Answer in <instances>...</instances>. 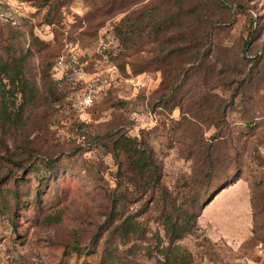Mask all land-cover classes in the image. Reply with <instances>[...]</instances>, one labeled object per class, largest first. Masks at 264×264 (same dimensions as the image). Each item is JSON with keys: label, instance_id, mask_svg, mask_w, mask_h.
Masks as SVG:
<instances>
[{"label": "rangeland", "instance_id": "374dc122", "mask_svg": "<svg viewBox=\"0 0 264 264\" xmlns=\"http://www.w3.org/2000/svg\"><path fill=\"white\" fill-rule=\"evenodd\" d=\"M161 1L0 0L2 36L16 37L25 49L30 45L35 72L40 55L54 60L69 49L93 68L103 42L123 75L81 118L65 99L47 96L38 73V95L17 122L0 117V155L6 157L1 186L9 181L10 186L28 185L29 180L39 184L30 175L31 165L40 175L48 174V163L56 169L36 197L35 190L26 189L33 200L21 209L12 206L11 216L0 210V264H165L154 235L164 232L150 217L157 210L144 212L145 199L122 194L127 182L117 187L115 140L123 134L149 140L162 181L175 193L208 167L213 169L205 178L211 184L225 169L236 168L231 180L216 182V195L201 200L200 229L181 242L193 252V264H264V0H223L228 7L191 0L167 35L180 26L186 33L198 32L201 22L219 19L212 40L221 45L219 54L234 61L233 68L224 72L218 66L211 76L200 77L197 72L175 73L166 64L140 73L131 69L136 82H127L123 63L134 56L119 54L113 26L124 14ZM167 6L162 4L164 10ZM32 33L42 42L28 44ZM174 43L169 49L181 45ZM162 44L147 40L140 55L149 57L148 51ZM192 54L189 48L170 57L188 60ZM239 79L245 84L233 98ZM172 91L175 96L164 97ZM248 118L255 121L250 129ZM115 197L126 202L124 212H138V220L151 231L126 243L113 238L107 258L101 254L118 211ZM75 245L82 252L74 253ZM95 250L99 253L92 257Z\"/></svg>", "mask_w": 264, "mask_h": 264}, {"label": "trees", "instance_id": "16d2710c", "mask_svg": "<svg viewBox=\"0 0 264 264\" xmlns=\"http://www.w3.org/2000/svg\"><path fill=\"white\" fill-rule=\"evenodd\" d=\"M189 1L191 0H163L160 3L147 4L138 11L124 14L114 24L113 32L122 50L119 54L124 55V57L134 56V59H127L123 63V67L128 71L129 75L133 74L132 70L140 73L152 67L162 68L166 64L171 65L172 71L174 70L175 73L180 71L188 75L197 72L200 77L211 76L215 73L218 66H223L221 71L224 72L233 68L234 61L230 57L219 54L221 45L214 43L212 40L213 30L218 25L219 19L214 18V20H209L206 24L201 22V25L197 27L200 29L198 32L186 33L187 29L183 28L184 30H182L180 26L177 27L178 30L173 35L167 36L172 27L179 22L178 20L184 10V6ZM214 1L217 4L219 3L220 6L228 7L223 0ZM162 4L168 5L166 10L163 9ZM147 40L154 43L159 42V44L163 43L160 48L157 49L156 47L157 50L155 48L149 50V57L140 55L141 48H143ZM176 40L180 41L181 45H175L176 47L169 49L170 46L175 44ZM40 42L42 40L34 33H32L30 41H27L28 44L33 43L34 45ZM246 45H248V41L244 42L243 55H246ZM189 48L192 49L193 54L188 60L170 57L171 54L187 52ZM164 51L167 52L165 53ZM98 53L100 58L93 68H90L88 64L82 61L85 68L94 70L109 63H116L120 68L116 58L108 51L107 45L103 46L102 51H98ZM212 56L215 59L214 62L210 61ZM33 57L34 52L30 45L25 49L24 46L20 45V41H17L16 37L3 38L2 31H0L1 120L3 115L10 121L17 122L26 105L37 97L36 75L38 73L44 80L43 86L46 88L47 96L54 101L65 99L68 105V84L66 82L59 84L53 75L54 66L59 56L54 60H48L44 55H40V67L36 72L34 71V65L32 66ZM236 82V86L233 87V98L238 96L239 89L245 84V81L240 79L236 80ZM173 96H175V91L164 95V97ZM19 98H21L20 101H18ZM254 124L255 121L248 118L246 122L247 128H252ZM0 141H2V135L0 136ZM115 147L117 151H115L114 155L118 162L117 187L119 188L123 181L127 182L128 185L120 189L122 194L126 196V193H129L133 199H145L144 212L157 210V213L150 215V217L160 224L164 232V236L159 231L154 233L158 241L156 250L162 256L163 262L165 264H193V252L181 241L188 235L196 234L200 229L198 218L203 208L201 200L212 194H217L219 191H216V182L221 178L226 181L231 180L236 168L225 169L223 174L211 184L205 178V176L211 174L210 170L213 169L208 167L203 171L205 173L200 174L192 182L188 183L187 189L180 193H175L162 181L161 165L149 140L143 137L123 134L115 140ZM5 160L6 157L0 155V169L5 164ZM230 163H232V160L229 161ZM48 165L50 166L48 174L45 175H40L35 166L31 165L29 167L31 170L30 175L39 178V184L36 186L30 183V177L25 180V182L29 180L28 185L19 183L18 186H10L11 181L8 182V185L7 183L4 186L0 185V210L11 216L14 214L12 206L21 209L22 205H26V201L33 200L31 193L24 192L28 188L31 191L35 190L34 197L38 195L39 189L47 184L52 175L56 174L53 164L48 163ZM25 167L28 168L27 165ZM214 191L216 192L214 193ZM112 195L111 193L110 196ZM200 196L201 198H199ZM12 200L13 204H11ZM114 207L118 210L117 215L112 217L109 224V235L105 239L107 245L106 249H104L105 254L101 252V255L107 258L112 253L109 244L113 242V238L116 237L126 243L135 237H139L138 234H147L148 231H151V227L147 223L138 220V212H124L127 204L121 198H114ZM72 248L74 253L82 252L80 246L75 245ZM90 252H92V257L99 253L98 250Z\"/></svg>", "mask_w": 264, "mask_h": 264}, {"label": "built area", "instance_id": "2783aa9c", "mask_svg": "<svg viewBox=\"0 0 264 264\" xmlns=\"http://www.w3.org/2000/svg\"><path fill=\"white\" fill-rule=\"evenodd\" d=\"M103 46L105 45L101 42L99 51H102ZM53 75L59 84L64 82L68 84V106L81 118L107 94L114 82L123 77L116 63L88 70L84 67L78 54L72 49L59 55ZM124 79L127 82H136L135 76L132 75H128Z\"/></svg>", "mask_w": 264, "mask_h": 264}, {"label": "water", "instance_id": "95a60500", "mask_svg": "<svg viewBox=\"0 0 264 264\" xmlns=\"http://www.w3.org/2000/svg\"><path fill=\"white\" fill-rule=\"evenodd\" d=\"M214 195H216V193H215ZM214 195H213V196H214Z\"/></svg>", "mask_w": 264, "mask_h": 264}]
</instances>
